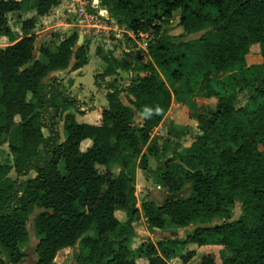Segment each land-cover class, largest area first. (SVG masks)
<instances>
[{
  "label": "trees",
  "instance_id": "obj_1",
  "mask_svg": "<svg viewBox=\"0 0 264 264\" xmlns=\"http://www.w3.org/2000/svg\"><path fill=\"white\" fill-rule=\"evenodd\" d=\"M59 1L0 0V36L11 41L0 47V146L7 143L11 154L8 163L0 164L5 255L0 264L23 259L26 221L35 208L40 211L33 219L34 264H58L57 252L76 243L77 264H138L129 243L140 216L151 229L167 222L195 225L184 238L142 243L138 251L147 264H170L169 257L186 243L221 245L226 253L220 264H264V0H101L120 26L154 37L142 48L133 41L128 45L131 36L125 31L122 38L115 36L118 46L131 48L128 60L97 43L105 66L95 79L119 70L132 74L126 85H118L117 77L107 83V107L97 124L76 119L79 101L51 74L71 61L70 70L87 63L88 46L85 40L76 44L78 32L53 49L40 46L34 56L35 17L21 21L18 39L8 24V13L32 9L46 16ZM177 9L183 32L163 33L162 24ZM251 43L259 45L262 60L247 64ZM220 72L226 73L214 77ZM243 91L248 100L239 105ZM196 95L215 98V104L198 105ZM173 100L187 103L196 121V133L185 147L178 140L170 147L168 139L154 134ZM85 139L91 144L82 148ZM142 147L158 158L155 168L148 166ZM137 157L138 166L156 176L166 193L189 184L188 195L166 197L160 204L145 195L138 205L131 189ZM114 163L120 167L116 174L110 171ZM236 203L240 213L231 219ZM116 210L125 212L123 221ZM194 255L189 250L179 258L185 263ZM198 264L217 263L206 254Z\"/></svg>",
  "mask_w": 264,
  "mask_h": 264
},
{
  "label": "rangeland",
  "instance_id": "obj_2",
  "mask_svg": "<svg viewBox=\"0 0 264 264\" xmlns=\"http://www.w3.org/2000/svg\"><path fill=\"white\" fill-rule=\"evenodd\" d=\"M66 3L62 8H60L61 12L58 13L55 10H52L48 13L49 17L48 19H40L38 20L36 24V28L34 29V32L36 33V36L38 37L36 44H35V51L34 56L38 55V45L40 41H44L42 45H49L51 49L56 46L57 42L59 40H62V38L73 32L74 30L79 29V21H75L76 13L71 12L72 5L70 3ZM31 5V4H30ZM31 8V7H30ZM20 13V15L18 14ZM35 15L34 10L28 9L20 12L11 13L8 15L9 23L12 29H15L17 27L18 31L20 30V24L22 19L29 18L31 16ZM74 18V19H73ZM114 18V17H113ZM172 20L169 21L168 24H162V30L163 33L166 32L170 35H179V24H178V13L173 14L171 17ZM115 19V18H114ZM122 28L124 29L125 26L122 25ZM19 35V34H18ZM79 35V34H78ZM198 34L190 35V38L197 37ZM16 37V35H14ZM153 35L148 36L147 40L153 38ZM122 38V36H121ZM99 39V40H98ZM118 41L116 40V37L113 35H110L109 40L103 37L93 39L88 38L86 40L87 46L90 47L89 53L90 58H92L91 62L92 65H90V62L88 66H86L80 75H78L77 83L81 84L82 89L80 90L79 97L84 96L86 99L89 98L91 93L95 95V104L96 105H103L106 100L102 92L97 91V85L95 84V75L101 73L104 68V62L101 59L102 54H98L96 52V49H93V42L99 43V46L104 51L106 48H110L111 45L114 47V50H116V55L120 54V58L122 59H130L129 52L131 50L130 47H127V50H123L126 53L123 52L122 46L118 48ZM10 43V40L8 38H0V47ZM77 44V43H76ZM142 44V43H141ZM92 45V46H91ZM108 45V47H107ZM143 45V44H142ZM106 47V48H105ZM120 50V51H119ZM142 55V59L147 58L146 53H140ZM129 55V56H128ZM247 64L252 63H258L262 58L259 56V45L257 43H251L248 47V52L245 56ZM226 72H220L217 74H214V77H221ZM123 76H117V84L123 85L124 82L127 80V75L130 77V73L127 71L121 72ZM58 80L62 81L63 79L59 78ZM98 81V80H97ZM102 81V80H101ZM106 84L108 82H105ZM98 97V99H97ZM194 100L198 105H209L213 106L215 104L216 99L215 98H206L203 95H196L194 97ZM248 100V93L246 91L241 92L238 95V104L244 105ZM77 114H79L77 112ZM18 120V118H15ZM136 124H139L137 120H135ZM61 127V124H60ZM171 129H174L177 133H182V135H177V133H173ZM61 130V129H60ZM44 133L46 134V130H44ZM196 133V121L195 119L190 117V110L188 108L187 103H178L175 100H173L165 114V116L162 119V122L160 125L154 130V134L161 136L162 138H166L169 140V146L171 147L175 141H179L183 147L187 146L191 140L192 135ZM161 138V139H162ZM160 147V150H165V147L163 146V143L161 140L158 142ZM85 144H81V147L84 148ZM142 150L147 154V151L145 150V147H142ZM167 151V150H166ZM169 151V150H168ZM148 159V166L153 169L157 165L158 158L154 155L147 154ZM11 160V154L9 153L7 143H3L0 146V164H6ZM139 157H137L134 160V180L131 184V189H133V193L135 195V200L137 204L139 205L141 200L147 195L150 199L154 200L156 203L160 204L163 202V200L166 197L170 198H176L178 196H186L189 193L190 185L187 184L185 187L179 191L178 193H166L157 180V177L154 176L151 173H147L145 170L141 169L138 166ZM100 170V167L98 168ZM11 177L14 178L15 174L13 172L10 173ZM34 173L31 172L28 176H33ZM28 176L20 178L21 180L27 179ZM40 211L39 208H35L34 211L29 215L27 221H26V228L28 231L29 240L28 242L22 246V251L24 253L23 259L17 263V264H34L37 260V255L35 253V246L37 244V238L34 236V230H33V219L35 215ZM240 210H239V203H236L233 207V212L231 219H236L239 216ZM120 219H123L124 214H121L120 212H116V214ZM116 216V217H117ZM218 223L220 220L215 219L213 220V223ZM134 227V236L133 240L129 243V248L131 249L132 256L136 260L138 264H147V259L144 257L143 252L138 251V249L141 247L142 243H148V242H156L157 240L161 238H184L187 233H190L193 228L195 227L194 224L190 223L185 227H176L172 225L171 223L167 222L164 228L158 229H151L148 227L147 223H145L142 216H140L136 221L133 223ZM93 232L90 231L88 234H92ZM187 244V243H186ZM186 244L183 246H180L173 255H171L168 259V262L170 264H198L201 257L210 254L214 258L215 262L217 264H220L221 259L223 257V254L226 253V251L223 249L221 245H202V246H196L194 249H190ZM189 250H194L195 255L190 258L188 262H183L179 256L186 253ZM78 251V243H76L72 247H68L66 249H62L61 251H58L54 262L58 264H77L76 261V255ZM0 257H5L4 253L2 252L0 248Z\"/></svg>",
  "mask_w": 264,
  "mask_h": 264
},
{
  "label": "crops",
  "instance_id": "obj_3",
  "mask_svg": "<svg viewBox=\"0 0 264 264\" xmlns=\"http://www.w3.org/2000/svg\"><path fill=\"white\" fill-rule=\"evenodd\" d=\"M64 2H67V3H69V0H60L59 1V4L57 5V6H53L51 9H50V11L49 12H51L52 10H55L56 12H58V13H60L61 11V9L60 8H62L66 3H64ZM18 12H20V11H18ZM12 13H15V12H12ZM175 13H178V20H179V15H180V11H179V9H177V10H175L174 12H173V14H175ZM9 14H11V13H8V15ZM19 15H20V13H18ZM8 15H7V18H8ZM34 17H35V19H36V22H35V27L32 29V31L31 32H33V33H35L34 32V29L36 28V24H37V22H38V20H40V19H48V17H49V15H46V16H36V15H33ZM173 16V15H172ZM22 20H24V19H22ZM21 20V21H22ZM170 20H172V18H170ZM8 24H9V26H10V23H9V19H8ZM11 27V26H10ZM179 27V33L178 34H180V33H182L183 32V29H182V27L179 25L178 26ZM11 29H12V27H11ZM13 31H14V34L16 35V39H18L19 37H21L22 36V33H21V31H18V29H17V27H15V29H12ZM124 30H125V32L128 34V35H130L131 37L132 36H134V34H132V32L130 31V30H128V29H126V28H124ZM19 34V35H18ZM36 34V33H35ZM69 35V34H68ZM65 37H66V35H65ZM0 38H7V37H5V36H0ZM37 39H38V37L36 36V39H35V43H34V47H35V44H36V41H37ZM63 39V38H62ZM84 40L86 41V40H88V37L85 35V36H83V38H82V43L84 42ZM135 39L134 38H131V40H129L128 41V43L129 42H131V41H133V42H136V41H134ZM60 41V40H59ZM58 41V42H59ZM57 42V43H58ZM10 43H11V41H10ZM10 43H8V44H10ZM42 43H44V41H40V43H39V45H38V47H40L41 46V44ZM7 45V44H6ZM93 49H96L97 48V44L96 43H94L93 42ZM91 45V46H92ZM98 45H99V43H98ZM5 46V45H4ZM4 46H2V47H4ZM49 46V45H48ZM107 47H108V45H107ZM121 46H118V48H120ZM90 47H88V49H89ZM106 48V47H105ZM114 47L111 45V47L110 48H106L104 51H106V50H108V49H113ZM125 48V47H124ZM124 48H123V46H122V49H120V50H124ZM114 50V49H113ZM119 50V51H120ZM125 51V50H124ZM121 52V53H126V52ZM38 52V51H37ZM96 52H97V50H96ZM116 50H114L113 51V54L115 55V56H117V57H119L120 56V54L119 55H116ZM98 53V52H97ZM98 54H101V53H98ZM129 56V55H128ZM260 56V55H259ZM102 59V58H101ZM127 59V58H126ZM129 59V58H128ZM127 59V60H128ZM91 60H92V58H90V53H89V50H88V61H87V63L84 65V66H82L81 68H78V69H75V70H70V67H71V64L73 63V61H71V63H70V65H69V67L68 68H66V69H63V70H56V71H54V72H52L51 74H54V75H56V76H59L60 75V79H63L62 81H61V84L63 85V87L64 88H66V91L71 95V96H74L78 101H79V109H80V111H81V113H79V114H77V112H75V110L73 109V108H70L69 109V111H71V112H75V115H76V119L78 120V121H80V122H86V123H91V124H97V123H99L100 122V119H101V111H102V109H104V108H106L107 107V100H106V97H105V94H106V87H107V84L105 83V82H109V81H113L116 77H118V76H123L122 74H121V72H124V70H119L118 72H117V74H118V76L117 75H110V76H106L103 80L101 79V78H98V79H95L94 80V82H95V84L97 85V91H99V92H102L103 93V95H104V97H105V100H106V105H105V103L103 104V105H96L95 104V95L93 94V93H91V95L89 96V98L88 99H86L84 96H82V97H79V92H80V90L82 89V86H81V84H79V82L77 83V78H78V75H80L81 74V72L84 70V69H86L85 67L86 66H88V64H89V62H90V65H92V62H91ZM103 61V60H102ZM104 66H105V64H104ZM104 69V68H103ZM128 73H130V77H128V75H127V80L124 82V84L123 85H126L127 83H128V81H129V79L131 78V72H129V71H127ZM119 78V77H118ZM117 78V79H118ZM96 80H98V81H96ZM102 80V81H101ZM117 82V81H116ZM118 83V82H117ZM122 85V86H123ZM97 99H98V97H97ZM120 99L124 102V103H127V101H126V98H125V93H122L121 95H120ZM135 120H137V122H141V117H140V115L139 114H136L135 115ZM81 144H85L84 145V148H86V147H88V146H90V144H91V139H85L84 141H82V143ZM120 169V167H119V165L118 164H116V163H114V164H112L111 166H110V171L111 172H113V173H117L118 172V170ZM100 170H105V166H102V165H100ZM116 212H120L121 214H124V217H123V219H120L117 215V218L120 220V221H123L125 218H126V214H125V212L123 211V210H116L115 211V214H116ZM146 223V222H145ZM188 247H190V249H194V248H196V246H197V244H195V243H187L186 244Z\"/></svg>",
  "mask_w": 264,
  "mask_h": 264
},
{
  "label": "built area",
  "instance_id": "obj_4",
  "mask_svg": "<svg viewBox=\"0 0 264 264\" xmlns=\"http://www.w3.org/2000/svg\"><path fill=\"white\" fill-rule=\"evenodd\" d=\"M69 3L72 5L71 12L76 13L75 21L80 22L77 32L81 31L83 36L93 39L103 37L109 40L110 35L121 38L125 30L110 15L107 7L101 4V0H69ZM148 36V33L140 32L131 38L135 39L139 47L145 48ZM131 44L132 42L128 43ZM126 48L127 46L124 49L127 50Z\"/></svg>",
  "mask_w": 264,
  "mask_h": 264
},
{
  "label": "water",
  "instance_id": "obj_5",
  "mask_svg": "<svg viewBox=\"0 0 264 264\" xmlns=\"http://www.w3.org/2000/svg\"><path fill=\"white\" fill-rule=\"evenodd\" d=\"M78 39H77V45H81L82 44V38H83V35H82V32L81 31H79L78 32Z\"/></svg>",
  "mask_w": 264,
  "mask_h": 264
}]
</instances>
